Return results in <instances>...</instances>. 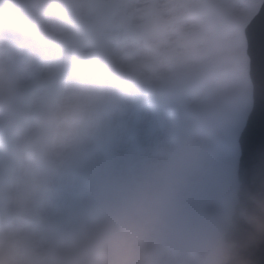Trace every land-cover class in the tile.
Returning a JSON list of instances; mask_svg holds the SVG:
<instances>
[{"label":"snow or ice","instance_id":"snow-or-ice-1","mask_svg":"<svg viewBox=\"0 0 264 264\" xmlns=\"http://www.w3.org/2000/svg\"><path fill=\"white\" fill-rule=\"evenodd\" d=\"M100 67L170 94L188 118L182 139L201 138L209 178L226 136L238 181L264 195V0H0V230L26 264H59L63 236L8 206L2 193L21 177L4 122L30 126L82 77L93 87L80 115L93 122L106 104ZM237 238L244 260L264 264V236L241 224Z\"/></svg>","mask_w":264,"mask_h":264},{"label":"rangeland","instance_id":"rangeland-1","mask_svg":"<svg viewBox=\"0 0 264 264\" xmlns=\"http://www.w3.org/2000/svg\"><path fill=\"white\" fill-rule=\"evenodd\" d=\"M95 78L103 84L106 104L93 122L82 121L81 106L93 87L82 77L51 108L41 159L26 150L37 122L32 119L26 126L20 117L7 130L14 144L5 155L21 177L9 187L11 209L36 208L41 221L35 227L63 236L65 256L59 264H81L96 219L132 211L136 201L158 217L150 241L155 264H201L211 248L222 244L237 201L227 137L214 145L209 178L203 171L201 138L182 139L188 118L170 94L125 82L115 72L105 76L96 71ZM108 129L109 145L103 137ZM0 264H26L6 230H0Z\"/></svg>","mask_w":264,"mask_h":264},{"label":"clouds","instance_id":"clouds-1","mask_svg":"<svg viewBox=\"0 0 264 264\" xmlns=\"http://www.w3.org/2000/svg\"><path fill=\"white\" fill-rule=\"evenodd\" d=\"M132 211L100 215L92 225L81 264H155L150 241L158 217L148 215L136 201ZM229 250L211 248L201 264H230Z\"/></svg>","mask_w":264,"mask_h":264},{"label":"water","instance_id":"water-1","mask_svg":"<svg viewBox=\"0 0 264 264\" xmlns=\"http://www.w3.org/2000/svg\"><path fill=\"white\" fill-rule=\"evenodd\" d=\"M256 131L257 132L259 131L258 124H257ZM240 194L244 196V192L243 193H239V195ZM244 200L245 199L243 198L242 201H240L236 205L235 212H234L233 217H232V228H231L229 234L227 235V239H226L225 247L229 250L231 259L234 258V256H233V248L231 249V247H229V245H230L231 240H233V238L238 234L237 232H238V230L240 228V225H241V220H239V211H240V209H242V210L247 212V209H246L247 207H245V205H244L245 204Z\"/></svg>","mask_w":264,"mask_h":264},{"label":"bare ground","instance_id":"bare-ground-1","mask_svg":"<svg viewBox=\"0 0 264 264\" xmlns=\"http://www.w3.org/2000/svg\"><path fill=\"white\" fill-rule=\"evenodd\" d=\"M91 91V90H90ZM89 90H87V92L89 93L90 92Z\"/></svg>","mask_w":264,"mask_h":264}]
</instances>
